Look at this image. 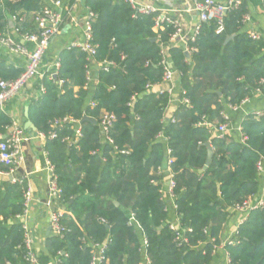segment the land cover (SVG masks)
<instances>
[{
	"label": "trees",
	"instance_id": "obj_1",
	"mask_svg": "<svg viewBox=\"0 0 264 264\" xmlns=\"http://www.w3.org/2000/svg\"><path fill=\"white\" fill-rule=\"evenodd\" d=\"M83 4L96 15L93 61L114 66L97 72L90 94L87 54L64 48L56 75L50 78L44 72L36 82V89L44 90L29 104L28 120L36 132L47 134L53 120L68 117L79 121L82 135L76 145H68L63 138L73 130L64 124L55 129V139L45 142L62 190L61 223L67 229L62 237H48L45 251L60 264H89L91 246L106 243L108 264H141L143 239L148 264H211L228 210L259 192L257 164L264 160V116L242 119V141L213 133L226 122L223 103L238 107L255 93L264 94V42L241 31L247 13L244 0L224 17L219 34L214 20L200 25L188 44L194 48L189 57L182 47H167L172 28L154 31L153 15L134 18L129 5L116 0ZM43 6V0H0V34L11 30L9 19L20 33L33 32L34 14ZM161 47H167L165 57L181 98L188 100L168 120L170 96L146 88L161 81ZM22 71L0 57V80H13ZM102 113L115 117L109 130L112 143L101 136ZM11 123L0 110V132ZM205 143H210L213 157L199 173ZM167 150L173 160L176 229L169 227L161 195L164 174H157L158 168H165ZM7 171L0 164V172ZM25 189L26 181L0 184V264H25L23 232L16 220L23 211ZM237 241L224 247L231 264H264V209L248 213Z\"/></svg>",
	"mask_w": 264,
	"mask_h": 264
},
{
	"label": "built area",
	"instance_id": "obj_2",
	"mask_svg": "<svg viewBox=\"0 0 264 264\" xmlns=\"http://www.w3.org/2000/svg\"><path fill=\"white\" fill-rule=\"evenodd\" d=\"M48 4L44 6L34 14L33 32L20 33L18 29H11V34H0V46L5 48L10 54H18L25 60V67L22 73L13 80H0V109H2L8 102L15 99L21 91L34 79L42 75V61L45 52L48 48L50 40L58 35L66 19H69L73 8L70 6H64L63 0H46ZM124 4L129 5L132 9V17L136 18L138 16H148L153 15V30H164L166 27L172 28V33L169 36L167 47H178L177 43L182 44L183 51L190 55L194 48L189 47V42H194L196 35L199 32V27L202 23L214 20L217 24L216 33L219 34L223 28L224 17L237 9L242 0H195L191 10L196 13L198 23L193 27L191 33L185 31L183 23L171 16L169 12L162 10L152 3L142 2L139 0H116ZM264 9V6H263ZM96 15L84 6V14L82 17L83 26V42L82 43H71L67 48H78L85 52L88 56L90 64L87 71V80L89 82L90 77V65L97 64L99 70L108 72L111 66H114L113 62H101L95 63L93 58L96 54V46H94L92 41V22L95 20ZM247 20L244 16L243 23ZM13 21V19H11ZM18 36V40L14 38ZM249 37L252 40H258L257 34L250 33ZM167 47H161L162 60L160 65L162 66V77L158 85H147V90L152 89L154 92L159 94L167 93L169 96L173 93V85L175 81V73L172 70L171 63L165 57V51ZM59 68V62L56 60L50 66L46 72H49V77L53 78ZM59 84L62 81L58 82ZM87 87V86H86ZM158 88V89H157ZM43 92V88H40ZM181 103L188 104V100L181 99ZM89 105L94 107V103L90 102ZM236 109V107H233ZM253 115L256 118L264 116V109L262 111L254 112ZM225 123L214 127L213 133L215 136L222 138L225 132L229 128L228 118L223 114ZM115 117L109 113H102L99 118V126L101 130V136L105 142L112 143L109 136V130L114 122ZM64 124H69L72 127L73 133L69 137H64L63 141L68 145H76L81 135V128L79 126V121L71 119L68 117L53 120L51 122V130L47 134L36 133L33 138L26 137L24 131L16 126L14 123L6 128V134L0 136V164H3L8 168L7 172L3 174L8 175L12 178V182H22L26 181V189L23 193V211L21 214L16 216V220L21 226L23 232L22 249L24 251V261L25 264H39L38 257L34 249L33 238L31 235L30 227L27 222L28 218V208L32 202V196L30 192V187L27 183L26 176L24 173L22 177H16L25 168V155H24V144L29 141V139H38L43 142V153L46 157V168L49 173L48 179V190L47 195L49 199L53 201H59L62 195V190L57 184V177L54 174V168L49 163L47 155L44 149L45 142L47 140H52L57 137L55 132L56 128L61 127ZM243 140V138H242ZM241 140V141H242ZM121 154L127 153L126 151H120ZM170 151L167 150L168 159L166 160V165L164 169L158 168L157 174L168 175V193L173 199V188L174 181L173 175L171 173L170 165L172 164V158L169 156ZM258 174L264 173V160H261L257 164ZM264 209V197L260 199L248 198L242 204L236 205L233 209L240 213L243 218L240 220L238 226L233 231L232 236L225 242L217 245L214 250V254L218 249L225 246H236L238 244V227L245 221L248 213L254 209ZM64 212L61 210L51 211L49 216V228L53 236L62 237L64 232H66L65 226L61 223V219ZM104 222V221H103ZM170 229H176L173 225L169 224ZM106 243L97 244L91 246L90 261L89 264H108V259L105 255ZM62 255V253H61ZM58 259V258H57ZM57 264H60V260H57ZM225 264H231L228 254L225 253Z\"/></svg>",
	"mask_w": 264,
	"mask_h": 264
},
{
	"label": "crops",
	"instance_id": "obj_3",
	"mask_svg": "<svg viewBox=\"0 0 264 264\" xmlns=\"http://www.w3.org/2000/svg\"><path fill=\"white\" fill-rule=\"evenodd\" d=\"M139 1L152 3L154 6L169 12L171 16L179 19L183 23L186 32L191 33L193 27L198 23L196 13L191 10L193 1L195 0ZM43 3L48 4L46 0H43ZM244 3L247 10L245 15L247 20L243 23L241 31L247 33L248 35L250 33L257 34L259 39H262L264 42V0H244ZM63 5L65 7L70 6L73 10L70 18L66 19L61 32L53 37L49 42L42 61V74L50 68L54 61L57 60L58 54L62 49L67 48L71 43H82L84 40L82 26V17L84 14L83 0H63ZM11 32L12 31L10 30L6 34H11ZM14 38L18 40V36H14ZM176 46L182 47V44L177 43ZM0 57L6 58L7 63L15 68L23 70L25 67V60L23 57L18 54H10L1 46ZM98 71L99 67L97 64L90 65L89 86L87 87L90 94L92 93L93 87L97 83L96 74ZM38 79L39 77L31 81L15 99L8 102L2 109H0L11 118L12 123L24 131L26 137L28 138H33L37 133L36 130L32 129L30 126L32 123L28 120V111L31 100L37 99L41 94V91L36 89V82ZM181 99L180 89L175 78L173 93L170 96L169 105L165 112V118L167 120L173 116L178 105L181 103ZM263 109L264 94L260 93H255L251 98L245 100L240 106L236 107V109L223 103V114L229 119V128L225 132V135L241 141L242 134L240 131V122L242 119L248 114H253L254 112L262 111ZM5 134L6 128L3 132H0V136ZM24 155L25 168L17 174L16 177H22L24 173L27 174L26 180L30 187L32 196V202L28 208L27 222L33 238L38 263L57 264V258L53 259L47 255L45 251V242L48 237L53 236L49 228V216L51 211L61 210L64 212V208L60 205L59 201H53L49 199L47 195L49 173L46 168V157L43 153V142L38 139H29V141L24 144ZM3 181H10L11 183H14L12 182V178L10 176L0 172V184ZM167 181L168 175L165 174L161 182V195L167 204L168 223L177 227L178 219L175 213L173 199L168 193ZM259 183V192L252 197L253 199H260L264 197V173L259 175ZM228 213L229 217L220 237L221 243L225 242L232 236L233 231L243 218V216L234 209H229ZM128 218L132 220L133 215L131 212H128ZM9 223L12 222L9 221ZM144 244L145 242L142 239L143 257L141 264H148L144 256ZM225 253L226 252L223 248L218 249L211 264H225Z\"/></svg>",
	"mask_w": 264,
	"mask_h": 264
},
{
	"label": "water",
	"instance_id": "obj_4",
	"mask_svg": "<svg viewBox=\"0 0 264 264\" xmlns=\"http://www.w3.org/2000/svg\"><path fill=\"white\" fill-rule=\"evenodd\" d=\"M13 26V23L11 20H9V28H12ZM231 37H228L227 40H229ZM185 55L187 57H189V55L187 53H185ZM83 120H86V121H90V122H95L94 119L92 118H88V117H84ZM30 125V123H29ZM32 129L35 130L34 126L30 125ZM204 147L206 148V159H205V162H204V165L203 167L198 171L199 173H203L209 166L210 162H211V159L213 157V150H212V147L210 145V143H205L204 144ZM116 206L118 205L117 203H114Z\"/></svg>",
	"mask_w": 264,
	"mask_h": 264
}]
</instances>
